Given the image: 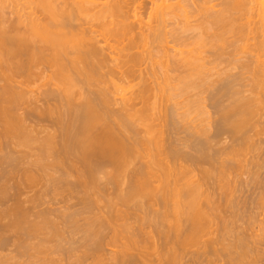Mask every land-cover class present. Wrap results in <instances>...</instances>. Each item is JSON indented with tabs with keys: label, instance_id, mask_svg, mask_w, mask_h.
Segmentation results:
<instances>
[{
	"label": "bare ground",
	"instance_id": "bare-ground-1",
	"mask_svg": "<svg viewBox=\"0 0 264 264\" xmlns=\"http://www.w3.org/2000/svg\"><path fill=\"white\" fill-rule=\"evenodd\" d=\"M98 1L0 0V264H264V0L153 1L145 29L138 0Z\"/></svg>",
	"mask_w": 264,
	"mask_h": 264
},
{
	"label": "rangeland",
	"instance_id": "rangeland-1",
	"mask_svg": "<svg viewBox=\"0 0 264 264\" xmlns=\"http://www.w3.org/2000/svg\"><path fill=\"white\" fill-rule=\"evenodd\" d=\"M83 1H88V0H83ZM153 1H155V4L158 3V2H157L158 0H138L137 2H136V1L133 2V3L131 4V6L128 7V8H129V9H128L129 11L127 10L128 12L132 13V14H130V13L128 14V13H127V14H128L127 16L132 15V16H130L131 18L129 17V20L131 19L130 21H132V22L135 21L134 23L137 24V22H138V23H141V18H142L143 21L145 22L144 24L147 23L145 26H148V25L150 24V23L148 24V22H149V17H150L151 14L153 13L152 10H154V8H155V7H154L155 4L153 3ZM159 1H160V0H159ZM173 1H174V2H173ZM177 1H180L179 3L181 4V0H171L170 3H171V4L174 3L173 5H177V4H178ZM187 1H188V0H187ZM218 1H219V0H215V1H213V4H210L209 7H213L212 5L215 6L216 4H217V7H218V5H219V3H220V1H219V2H218ZM101 2H102V3H101ZM104 2H105V4H107V3L109 2V0H107V1H106V0H105V1L100 0V1H98L97 3H98V5L100 6V4L104 5ZM106 2H107V3H106ZM156 2H157V3H156ZM182 2H183V1H182ZM188 2H189L190 4H189ZM188 2H186V0H185V1L183 2V4H181V5H182V6H185V5L188 6V4H189V5H192V3H191L190 1H188ZM21 3H23V2H21ZM185 3H188V4H185ZM158 4H161V2L158 3ZM180 4H179V5H180ZM102 5H101V6H102ZM153 5H154V6H153ZM131 7H133V8H131ZM217 7L215 6L216 9H218ZM152 8H153V9H152ZM132 9H133V10H132ZM135 9L138 10V11L136 12ZM151 9H152V10H151ZM96 10H98V9H96ZM96 10H95V11L93 10V12H98V11H96ZM134 10H135V11H134ZM8 11H9V10H8ZM10 11H12V10H10ZM10 11H9V12H10ZM26 11L29 12L30 10H25V12H26ZM133 11L135 12V14H134ZM151 11H152V12H151ZM189 11H190V10H189ZM138 12H139V13H138ZM136 13H137V14H140V13H141V14L139 15V17H141V18L138 17L139 20H140V22H139L138 19H136V17L138 16V15H136ZM150 13H151V14H150ZM149 14H150V15H149ZM134 15H135L136 17H134ZM133 17H134L135 19H133ZM147 17H148V18H147ZM197 17H198V16H197ZM197 17H196V19H193V18H195V17H193L191 20H193V22H194V20H195V21H196V20L198 21V19H200L201 16H199L198 19H197ZM251 17H252V18H250V22L252 23V21H253V24H251V23H249V24H251L252 28H254V27H256V26L253 27V25H256V23L258 22V18H257V16H256L255 14H254V16L251 15ZM88 18H89V17H86V16L84 17V15H83V17L80 16V18H78V19H80L78 23H80V24L83 23V24H81V25H83L84 27H85V25H86L87 27H85V28H89V27H91L92 29L95 28L94 30H96L97 34H98L99 36H101V37H99V39L102 38L104 42L107 41V40H109V39H111V40H109V42H105L106 45H107V44H109V45L112 44V45H110L111 47H110V46H107L106 51L109 50L110 48H112V47L115 45V47H113V50L111 51V54H110L109 51H107V52L110 54V56L113 55V53H115V52H116L115 54H118V53L120 52V51L118 52V50H120L119 48H121L123 45H124V48H125V46L127 45L126 43H128V42H126V40H125L126 43H123V42H124V39H121V40H123V42H122V41H119L120 39L115 40L116 38H113V37H111V38L107 37V38H108V39H107L106 37H104V35H103V36L101 35V33H103L101 30H104V29H100V30H99V28L96 26V25L98 24V22H97V21H91V19H90V18L88 19ZM111 19H112V20H111ZM116 19H117V18H116ZM116 19L111 17L110 19L108 18V19L106 20L107 23H108V21H109V24L111 25V26L109 25V27H111V28H112V26L114 27V24H113V23L116 24L117 21L119 22V21L122 20V19L118 18V20L115 21ZM119 19H120V20H119ZM251 19H252V20H251ZM253 19H254V20H253ZM255 19H256V20H255ZM146 20H147V22H146ZM114 21H115V22H114ZM112 22H113V23H112ZM254 22H255V24H254ZM111 23H112L113 25H112ZM84 24H85V25H84ZM99 24H100V23H99ZM99 24H98V26H99ZM141 24H142L141 26H143V28H144V24H143V23H141ZM194 24H195V23H194ZM247 24H248V23H247ZM88 25H89V26H88ZM90 25H91V26H90ZM92 26H93V27H92ZM100 26H101L100 28L103 27L102 24H100ZM248 26H249V25H248ZM138 27H139V25H138ZM145 28H147V27H145ZM145 28H144V29H145ZM100 32H101V33H100ZM136 32H140V29H139V30H136ZM248 32H249V28H248V31L246 32V35L250 33V32H249V33H248ZM248 36H249V38H247V41H248L249 39H250V40L248 41V46H247V47H249L250 49H253V48H251V47H252L253 45H255V42H256L257 39H258V38H256V37H258V35L256 36V34H255V32H254L253 34L251 33V35L249 34ZM246 37H247V36H246ZM251 37H252V38H251ZM102 39H100V40L102 41ZM104 39H105V40H104ZM106 39H107V40H106ZM112 39H113V40H112ZM255 39H256V40H255ZM103 41H102V44H101L102 46L105 44ZM114 41H115V42H114ZM116 41H117L118 43H116ZM247 41H246V42H247ZM254 41H255V42H254ZM253 42H254V43H253ZM115 43H116V44H115ZM120 43L123 44V45H120ZM118 45H119V46H118ZM104 46H105V45H104ZM104 46H103V47H104ZM241 46H242V44H241ZM116 47H119V48H116ZM122 48H123V47H122ZM124 48H123V49H124ZM243 48H244V47H243ZM116 49H117V50H116ZM123 49H122V50H123ZM143 49H144V48H143ZM143 49H139V50H141V51H139V50H135L134 52L137 51L138 53L143 54V52H142ZM146 49H147V48H145L144 50H146ZM245 49H246V48H245ZM110 50H111V49H110ZM144 50H143V51H144ZM114 51H115V52H114ZM112 52H113V53H112ZM121 52H122V51H121ZM244 52H245V53H243V51H241V52H240L241 54H240L239 56H240L242 59L244 58V60H245L246 58H247V59L249 58L250 54L248 53V54H249V56H248L247 53H246V51H244ZM145 53H146V51H145ZM242 53H243L244 55H243ZM115 54H114V56H112V57L117 58V57H116L117 55L115 56ZM239 56H238V58H240ZM118 57H119V56H118ZM263 60H264V57H263ZM145 63L148 64L149 62H148V61H147V62H144V65L142 64V65H143V66H142V67H143L142 69H145L147 66H149V64L146 65ZM145 65H146V67H145ZM148 68H149V67H148ZM236 68L238 69L237 71H235ZM233 70H234V71H233L232 73H234V74H237V73H239V74H240V73H241V74H246V73H247L246 75H247L248 77H247L246 75H242V76H244V77L246 78V81L243 82V83H245L246 86H247V87H245V90H248V92H246L245 96L248 97L249 94L251 95V92H250V87H249L250 85L248 86L247 84H249V83H246V82H247V79L250 77L251 74H250V73L248 74V72H246V71H245L246 73H244V72L242 73L243 70H242V71H241V69L239 70V67H235V68H233ZM134 81H135V82H133V80H131L130 82H133V83H128V85H126L127 88H126V86H124V88H126L125 90H127V89L129 90V88H131L132 85L138 88L137 84L139 85V81H138V82H137V80H134ZM248 81L250 82L249 79H248ZM128 82H129V80H128ZM134 84H135V85H134ZM245 84H244V85H245ZM36 86H38V84H37ZM135 87H134V89L136 90L137 88H135ZM248 87H249V89H248ZM124 88H123V89H124ZM132 89H133V87H132ZM125 90L122 92V94L117 95V96H118L117 98L120 99V98H123L125 95L127 96L128 94H126V93L124 94ZM245 90H244V91H245ZM130 91H132V90H130ZM128 92H129V91H127V93H128ZM249 92H250V93H249ZM248 93H249V94H248ZM247 94H248V95H247ZM122 95H123V96H122ZM250 95H249V96H250ZM128 96H129V95H128ZM117 108H118V107H117ZM207 109L209 110L208 112H210L209 115H211V117H212L213 119L216 118V115H214V111L212 110V108H210V107L208 108V107H207ZM259 113H260V114H259L258 116L260 117V120H259L258 118H257L258 121H257V119H255V121H256V122H259V123H258V126L255 128L256 130L254 131L255 134L258 133V134L256 135L257 137L254 136V135H255L254 133H251V135L254 136L253 139H254V138L257 139L256 142L262 144V145H261V146H262V150L264 151V149H263V148H264V145H263V142H264V128L262 127V126H264V109H262V112L260 111ZM260 121H261V122H260ZM260 124H262V125H260ZM258 129H259L260 131H261V129H263V131L260 132ZM260 133H261V134H260ZM259 134H260V135H259ZM223 138H224V139H223ZM223 138H222L223 140L221 141V143H220L218 146H216L218 149H220V148L223 149V147H225V146L228 147V145H229V147H230V145H231V139H229L228 136H224ZM255 139H254V140H255ZM258 140H259V141H258ZM261 142H262V143H261ZM216 143H217V142H215V144H216ZM232 143H233V142H232ZM260 144H259V145H260ZM261 146H260V147H261ZM219 147H220V148H219ZM226 147H225V148H226ZM217 148H216V149H217ZM260 152H261V150H260ZM260 152H259V153H260ZM253 154H254V153H253ZM253 154H250V155L248 156V158H251V155L253 156ZM197 171H198V170H197ZM197 171H195L196 174L194 175V176H196V178H197L198 175H199V174H197L199 171H198V172H197ZM243 177L247 179V175H246V176L244 175ZM194 178H195V177H194ZM244 178H243V179H244ZM197 179H198V178H197ZM197 179H196V180H197ZM246 179H245V180H246ZM112 187H113V186H112ZM209 187H210V186H209ZM124 188L126 189V186L122 187V191H125ZM40 189H41V186H38V187H35V188H33V189H29V190H27V192L23 195V198H26V197H28V196H29V197H30V196H33V195H34L36 192H38ZM118 189H119V188H118ZM123 189H124V190H123ZM115 190L117 191V189H115V187H113V188L110 187L109 190H107V193L109 192L108 195H107L106 193H105V195L109 196V195H110V192H111V195H112V196H109V197H111V198L113 197V199H115L114 197L117 196V194H116L117 192H116ZM119 190H120V189H119ZM119 190H118V192H119ZM114 191H115V192H114ZM113 193H115V194H113ZM52 195H54V194H52ZM52 195L50 196V194H49V196H45V197L47 198V204L45 205L47 208H48V207H50V208H51V207H52V208L54 207V208L57 209L58 207L61 208L62 206H64V203H65V202L63 203V202H62V199H64V197H65L64 195H66L65 193H64V195L62 194V195H63V198H61V197H62L61 195H59L60 197L57 195L58 198L56 197V195H54V197H56V201H53L55 198H53V199H49V201H51L52 203H50V204L48 205V203H49V201H48V197H49V198H50V197L52 198ZM105 195H104V196H105ZM114 195H115V196H114ZM45 197H44V199H45ZM59 198H60L61 200H60ZM58 199H59L60 201H59ZM72 199H73V198H72ZM73 200H74V201H73ZM73 200H72V202L70 201L71 204H73V203L75 204V202L77 201V200H75V199H73ZM45 201H46V200H45ZM60 202H61V203H60ZM104 202H105V204H106L107 201L104 200ZM54 203H55V204H54ZM65 204H67V203H65ZM100 204H101V205H100ZM100 204H99L100 206H97V208L99 207V209H102V211H103V209L106 207V208L104 209V212H106L107 204L105 205V204H102L101 202H100ZM102 205H103V206H102ZM45 206H44V207H41V208H46ZM65 206H66V205H65ZM104 206H105V207H104ZM4 207H5V206H4ZM4 207H3V209H4ZM102 207H103V208H102ZM59 208H58V209H59ZM118 208L120 209V206H119ZM156 208H157L158 210H160V206H157ZM157 209H156V210H157ZM94 210H96L95 213H98V210H97L96 208H95ZM123 211H125V208H123ZM127 212H128V211H127ZM132 212H133V211L129 210V214H128V213H127V214H128V215H131ZM136 214H137V213H136ZM139 214H140V213H139ZM141 215H142V214H141ZM141 215H140V216H141ZM138 216H139L138 214H137L136 216H134V218H133V216H132V219H131V216H129L128 218L131 219V220L129 219V220H130V223H132V222L134 223V219H135L136 217H137L136 219L138 220ZM140 216H139V217H140ZM253 216H254V215H253ZM262 216H263V218H262ZM262 216L259 217V215L257 214L256 217H255V219L258 220V218H259V221H260L261 219H263V222H264V212H263V215H262ZM141 217H143V215H142ZM136 219H135V220H136ZM259 221H257L258 224H260ZM123 222H124V221H123ZM123 222L120 221V222H118L117 224H122ZM128 222H129V221H128ZM260 222H261V221H260ZM258 224L256 223L255 226H254V229H255V230H254V233H255V231H256V233L259 231V230H258V229H259V225H258ZM131 225H133V224H131ZM134 225H135V227L138 226L137 221H135ZM134 225H133V228H134ZM263 226H264V224H263ZM138 227H139V226H138ZM136 228H137V227H136ZM263 228H264V227H263ZM148 229H149V230H147V229L144 230V232L147 231V232L149 233V232H151V231L154 230L153 228H149V227H148ZM152 229H153V230H152ZM110 232H111V231H110ZM152 233H153V232H152ZM258 233H259V232H258ZM110 234H112V235H110ZM107 235H108V236L110 235V236L107 237V238H109V240H111L110 238L113 237V233H109V234H107ZM150 235H153V234L150 233ZM107 238H106V239H107ZM205 239H206V238H205ZM107 240H108V239H107ZM107 240H106V242H107ZM156 240H157V238H156ZM156 240H155V241H156ZM149 241H150V240H148V242H149ZM153 241H154V240H153ZM153 241H150L149 243H147V245L150 244V243H153ZM157 241H158V240H157ZM106 242H105V244H106V246H107L108 243H110V241L107 242V243H106ZM156 243H157V242H156ZM161 243H162V241H161ZM161 243L159 242V243H157V245H158V244H161ZM144 244H145V245H144ZM144 244H142L141 247L144 248V246H146V247H145L146 253H147V252L154 251V248H151V247H153L151 244H150V246H149L150 248L146 245V243H144ZM163 244H164V243H163ZM163 244L160 245V246H162V248L164 249L165 246H164ZM109 245H110V244H109ZM109 245L107 246V248H105L106 246H104V249H105V251L103 250L104 254H101V255H106L107 257H106V256H105V257H106L107 259H108L109 257H112V255H113L114 253L116 254L117 251L120 250V248H119L118 246H112V245L109 246ZM160 246L158 245V248L155 249V250L157 251V252L154 251L155 253L159 254V251H160V248H159V247H160ZM163 246H164V247H163ZM200 246L203 247V245L201 244V245H199V248H198V247H194V248H193L194 250L191 249V248H190V249H191L192 251H195V252L197 251L196 253H198V250H197V249H199L200 252L202 253L203 250L201 251L202 248H201ZM219 246H221V245H219ZM146 248H147V249H146ZM162 248H161V250H163ZM200 248H201V249H200ZM216 248H217V247H216ZM219 248H221V247H219ZM219 248H217V249H219ZM188 249H189V248H188ZM188 249H187V251L185 250L186 253H187L188 251H190V250H188ZM145 250L143 251V252H144L143 254H144L145 256H147V254H145ZM158 250H159V251H158ZM165 250H166V247H165ZM205 250H206V249H204V253H203V254H206V253H205ZM103 252H101V253H103ZM105 252H106V254H105ZM154 252L149 253V255H150V254L152 255V256L150 255V257L155 258V257L153 256V254H155ZM195 252H194V254H196ZM160 253H161V251H160ZM162 253H164V250H163ZM186 253L184 252V254H186ZM201 253H200V254H201ZM184 254H183V255H184ZM109 255H110V256H109ZM186 255L188 256V254H186ZM186 255H185V256H186ZM190 255H191V258H192V262H193L194 259H195L196 261L198 260V259H197L198 257H196V256H195V257L192 256V253L190 252L188 258L183 256L184 258H183L182 260H184L185 262H186L187 260L190 261V263L187 261L186 264H191V263H192L191 260L189 259V258H190ZM210 255H211V254H209V255L206 254V258L209 259V256H210ZM155 256H156V259H158V258H157L158 256H157L156 254H155ZM204 256H205V255H204ZM204 256H203V258H204ZM207 256H208V257H207ZM150 257H149V258H150ZM193 257H194V258H193ZM153 258H152V259H153ZM185 258H186L187 260H186ZM203 258H202V259H203ZM212 258H213V256H212ZM156 259H155V260H156ZM208 259H207V260H208ZM210 259H211V256H210ZM210 259H209V260H210ZM150 260H151V258H150ZM155 260H153V261H155ZM195 260H194V264H195ZM203 260H205V258H204ZM184 261H183V262H184ZM181 262H182V261H181ZM183 262H182V264H183ZM88 263H89V262H88ZM155 264H156V263H155ZM162 264H163V262H162Z\"/></svg>",
	"mask_w": 264,
	"mask_h": 264
}]
</instances>
